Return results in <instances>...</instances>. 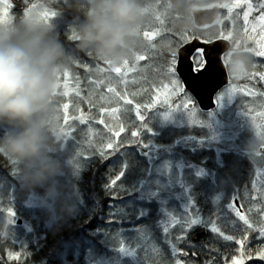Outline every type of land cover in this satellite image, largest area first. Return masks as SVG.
<instances>
[{"label":"rangeland","instance_id":"374dc122","mask_svg":"<svg viewBox=\"0 0 264 264\" xmlns=\"http://www.w3.org/2000/svg\"><path fill=\"white\" fill-rule=\"evenodd\" d=\"M30 1L27 10L37 15L44 11L39 7L41 3L46 5L48 12L58 13L48 20L54 27V21L60 14L59 3H64L63 0ZM188 1L194 4L195 10L215 7L224 9L215 24L200 30H192L191 36L188 37L195 36L202 41H217L223 39L222 35L229 36L231 33L226 39L233 45L229 53L231 55L223 59L229 70L230 84L217 95V107L213 111L202 112L194 98L185 107L184 92L189 96L192 95L185 89L182 81L184 92L173 94L166 72L167 67L164 68L163 78L160 79L161 84L152 87L155 93L153 92L152 96L143 93V88L148 87L147 79L151 78L154 70L165 59L168 63L170 61V57L164 56L163 42L167 40L166 28L173 21L171 13L175 5H172L171 0H151L148 20L141 33L142 47L138 50V54H147L146 60L136 61L132 58L127 66L124 64L110 66L91 54L89 55L93 56L94 61L71 53L67 70L60 76L56 107L60 114L63 139L55 143L50 151L65 153L72 141L74 150L68 152L63 159L61 170L64 171L55 178L58 198L45 200L46 192H44L42 195L33 194L26 199L25 207L34 211L35 218L40 220V215L55 213L57 207L61 208L63 204L68 203L67 198L74 192V181L85 167L83 156L87 150L83 149L90 148L98 141L113 142V148L120 137L124 138V142L139 141L145 153L148 171L146 181L139 186L141 198L138 200L146 199L144 204L131 205L130 209L126 205L112 211V218L109 220L111 226L100 232L101 236H95L96 242L84 243L78 249L72 250L76 262L157 264L163 248L152 228L158 227L164 231L167 225L169 236L166 237L162 232L166 238L165 243H168V252L173 257L168 263L173 261L176 264L177 260L183 258L181 264H194L188 253L196 247L188 242L189 236L203 227L211 231L212 223H217L216 219L206 220L195 206L194 190L200 183H204L210 191L211 202L223 224L230 227L247 226L236 216L233 207L250 223L257 222V228L264 223V195H262L264 193V81L254 77L253 72L248 71L244 75H238L232 70V61L237 54L246 56L250 60L257 58L264 60V56L256 55L261 50L260 44L264 43V30L259 21V16L264 10L258 7L260 3H264V0L241 1L245 7H243L244 12L239 16L248 30L245 33L253 36L251 39L246 38L245 43L242 38L234 36L238 22L235 14L238 8L230 6L232 10L229 12L228 8L220 7L224 5L220 0ZM7 3L11 5L10 8L0 4V17L4 21L13 16L12 0H7ZM248 4L253 5V10L245 22L244 13L248 11ZM32 5L36 7L33 8ZM4 10L7 11V16H2ZM157 16L164 21L163 24L156 19ZM145 31L150 34L158 32L159 35L150 41L143 36ZM85 64L88 65L87 69L84 67ZM115 67H120L121 71L115 72ZM97 68L101 71H97ZM176 75L178 76L177 73ZM109 88L113 91L110 92ZM230 88L235 89L231 92V98L226 94ZM248 90L256 94L245 95ZM143 95L147 97L146 99L151 98V101L144 100L141 97ZM94 97L98 101L105 100L109 106L101 107L97 122L88 123L77 102L84 101L83 103L87 105L89 99ZM65 104L67 108L64 107ZM138 111L145 117L144 121L138 118ZM131 121L137 124V128H132ZM77 130H79L78 136ZM134 131H138L139 135L133 137ZM65 132L67 135H64ZM226 154L241 156L251 163L253 180L250 188L243 191L233 189L218 174L217 170L223 167V156ZM198 156L203 157L202 162L193 163L191 159ZM208 163L216 168L207 169L205 165ZM187 213L198 218L200 223L185 230L181 225L187 218L185 216ZM156 219L157 224L151 226V221ZM173 220L176 221L175 224L172 223ZM140 221L143 222L139 223ZM20 222L23 220L18 216L11 218L12 225L17 226ZM21 226H24V222ZM180 237L182 239H179ZM257 240L261 242V239ZM173 244L176 247L175 253L172 252ZM81 247L85 248L83 253L80 252ZM122 247L124 251H121ZM235 264L259 263L236 260Z\"/></svg>","mask_w":264,"mask_h":264},{"label":"trees","instance_id":"16d2710c","mask_svg":"<svg viewBox=\"0 0 264 264\" xmlns=\"http://www.w3.org/2000/svg\"><path fill=\"white\" fill-rule=\"evenodd\" d=\"M220 1L222 4L234 6L239 10L235 14L238 22H236L234 36L242 38L243 43H245L246 38L251 39L253 36L250 33H245L248 30H246V26L239 16L241 12H244L243 7H245L244 3L241 2L242 0H239L238 6V0ZM171 2L172 5H175L171 13L173 21L166 28V35L167 40L172 42L173 48H180L190 41L181 40V33L183 32L188 37L192 30H197L192 16L194 4L188 0H179L181 7L177 8L178 0H171ZM12 3L13 16H19L23 15V12L29 8L31 1L24 0L22 3V0H12ZM58 10L60 14L54 21V34L59 36L60 42L69 54L73 53L76 56L94 61L93 56L76 52V42L74 39H70L75 28V16L77 15L75 11L64 3H59ZM163 51L165 58L170 57L167 47L164 46ZM167 63V59L161 62L160 66L152 73L151 78L147 79L148 87L147 89L146 87L143 88L145 95L152 96L154 92L152 87L161 84L160 79L163 78ZM255 70L258 68L249 67V71L254 72ZM141 97L151 101V98L146 99L147 97L144 95ZM83 102L78 101L77 103L88 123L97 122L96 120L100 118L98 112L101 107L109 106L105 100L98 101L96 97L89 99L87 105ZM130 124L133 129L137 128L134 121H131ZM6 131V127H0V136ZM78 133L79 130H77V136ZM123 139L120 137L112 149L107 147L109 144L107 140L98 141L90 148L85 147L86 149H83L87 150L83 156L85 167L82 168L74 181L73 194L67 198V205L73 206L75 211L68 215L63 213L60 207H57L55 213L40 215V220L35 218L34 211L25 207V202L33 194L42 195L47 191L48 186L37 187L32 190L24 188L19 179L18 166L13 165L6 157L0 155V218L7 217L11 222L13 217L9 215V211H11L14 216H18L24 222L23 227L21 226L23 222L18 223L17 226L11 223L10 239L4 244H0V264H82L75 261L71 253L72 250L78 249L84 243L96 242L95 236L111 226L109 220L112 218V211L126 205L130 209L131 205L144 204L146 199H138L141 198L139 186L146 181L148 176L145 153L140 147L139 141L129 143L124 142ZM68 148V151L62 154L50 151V155L57 159L61 165L68 152L74 150L73 141ZM101 152L105 154L102 155ZM223 157L224 165L217 170L218 174L233 189L243 191L250 188L253 180L251 163L246 158L234 154H226ZM202 159V156H198L191 160L193 163L200 164ZM205 167L207 169L216 168L211 167L209 163ZM61 171L63 172L64 169ZM118 176L119 179L113 186L112 181ZM194 203L199 213L206 220L214 221L216 219L217 227L221 232L233 237L232 240H224L220 233H213L208 230L206 237H200L193 241L191 234L188 242L196 248L189 251L188 255L194 264H235L236 260L257 261L259 264H264V260L258 261L261 260L259 259L260 253L264 251V241L258 242L257 240L258 234L255 230L257 222L253 224V229H248L247 226L230 227V225L223 224L224 222L219 220L211 202V193L204 183H200L195 188ZM141 222L143 221L139 223ZM157 222V219L152 220L151 226H155ZM152 231L156 232V238L163 248L157 264H174L173 261L168 263L169 260L173 259L168 252V243H165L166 238H164L169 236V233L166 234L162 230L166 234L164 236L158 227L152 228ZM97 245L101 246L100 244ZM83 250L85 248L81 247L80 252L83 253ZM182 260L183 258L179 259L180 262Z\"/></svg>","mask_w":264,"mask_h":264},{"label":"clouds","instance_id":"9594fccd","mask_svg":"<svg viewBox=\"0 0 264 264\" xmlns=\"http://www.w3.org/2000/svg\"><path fill=\"white\" fill-rule=\"evenodd\" d=\"M63 2L77 14L76 52L118 66L142 47L151 0ZM176 6L181 7L179 0ZM39 7L44 9L40 15L29 10L0 22V127L7 128L0 136V155L18 166L24 188L47 185V200L59 196L55 178L61 165L50 148L63 139L56 97L71 56L45 20L46 5ZM250 63V58L237 54L232 70L244 75ZM61 211L71 215L75 209L63 204ZM10 225L7 217L0 218V244L10 239Z\"/></svg>","mask_w":264,"mask_h":264},{"label":"water","instance_id":"95a60500","mask_svg":"<svg viewBox=\"0 0 264 264\" xmlns=\"http://www.w3.org/2000/svg\"><path fill=\"white\" fill-rule=\"evenodd\" d=\"M223 9L215 7L207 10H195L193 12L194 25L204 28L213 25L222 14ZM231 43L227 40H217L206 44L200 39H194L183 45L178 51V63L176 73L180 77L185 89L194 97L199 108L203 112H211L216 108V95L230 83L223 56L231 50ZM204 48L207 72L200 80L194 81L192 77L201 75L196 72H187L186 69L192 63L191 57L195 56V49ZM204 72V69L202 70ZM238 204V203H237ZM208 230L202 228L200 232L192 236L196 241L200 237H206Z\"/></svg>","mask_w":264,"mask_h":264},{"label":"snow or ice","instance_id":"6c2138e0","mask_svg":"<svg viewBox=\"0 0 264 264\" xmlns=\"http://www.w3.org/2000/svg\"><path fill=\"white\" fill-rule=\"evenodd\" d=\"M24 2V0H22V3ZM0 4H4V5H7V8H10L11 5L7 3V0H0ZM239 4V0H238V3H237V6ZM32 7H34V5H32ZM169 7H171V5H169ZM220 7H226L228 8L229 12H231V7L227 4H224V5H220ZM259 9L261 10H264V3H260L258 5ZM253 10V5L252 4H248V11H246L244 13V19H245V22H247L248 20V15L249 13ZM29 10H25L23 12L24 15H26L28 13ZM8 13L6 10H4L2 12V16H7ZM57 15V12L56 11H51V12H46L45 13V20L48 21L50 17H55ZM157 20L160 21L161 24L164 23V21L160 18V16H157L156 17ZM4 19L2 17H0V22H3ZM259 21H260V24L262 26V30H264V11L261 12V15L259 16ZM254 30V29H253ZM186 31V30H185ZM159 35L158 32H152L151 34L147 31L143 32V36L145 38H147L148 40H154L157 36ZM231 36V33H229V36H223L221 38L223 39H228L229 37ZM70 39H74L75 40V33L73 32L72 35L70 36ZM191 39H197V37L195 36H192V37H187L184 35V33L182 32L181 33V40L183 41H188V40H191ZM204 43H209L210 40H205L203 41ZM164 46L168 48V51L170 53V61L167 65V69H166V72H167V75L170 79V82H171V85H172V91H173V94L177 93V92H184V89H183V86L181 84V79L179 76L176 75V72L179 71V69H177L176 65L178 63V50L179 48L176 47V48H173L172 47V42L171 41H164ZM260 51H258L256 53V55L258 56H264V43H261L260 44ZM205 49L204 48H197L195 49V52L197 55L195 56H192L191 57V60H192V63L188 66V68L186 69L187 72L191 73V72H196V73H200L201 75H198V76H194L192 77V79L194 81H197V80H200L203 75L206 74L207 72V69H205V64H206V61L204 59V56H205ZM231 55V54H229ZM136 61H144L147 59V54H138L136 53L133 57ZM106 64L112 66L110 63L104 61ZM128 61H125L123 64L125 66L128 65ZM84 67L87 69L88 68V65L85 64ZM202 69H204V72H202ZM115 72L119 73L121 71L120 67H115L114 68ZM97 71H101V69L97 68ZM260 80L261 81H264V73H260ZM109 91H113L112 88H109ZM232 91H235V89H229L227 91V95L231 98V92ZM256 93L255 92H252L251 90H248L245 92V95H255ZM193 100V97L192 96H189L187 92H184V106L187 107V105L189 104V102H191ZM130 103V101H129ZM65 108H67V105L65 104L64 105ZM137 115H138V118L141 120V121H144L145 120V117L139 113V111L137 112ZM64 135H67V132L64 133ZM115 135H119V133H115ZM139 135V132L138 131H134L132 132V136L133 137H136ZM107 147L109 149H112L113 148V144L109 143L107 145ZM101 154H105L103 152H101ZM119 179V176L116 177V179H114L112 181V185L115 186L116 185V182L117 180ZM262 195H264V193H262ZM233 210L235 211V214L236 216L239 217V219L241 221H243V223L245 225H247V228L248 229H253V224L249 222V220L244 216V215H241V213L239 211H236L235 207H233ZM9 215L11 216H14V213L9 211ZM187 218L184 220V223L181 225V227L183 229H187V228H191L192 226L196 225V224H199L200 223V220L196 217H192L190 215V213H187L185 215ZM173 224L176 223L175 220L172 221ZM257 232H258V238L261 239L262 241H264V223H261V225L255 229ZM164 231L165 233L167 234L168 231H169V228L167 225H165L164 227ZM211 231L213 233H220V235L223 236V239L224 240H232L233 237L231 235H224L221 230L216 226L215 223H212V226H211ZM179 239H182V237H180ZM121 251H124L123 247L121 248ZM172 252L175 253L176 252V247H175V244L172 245ZM195 254V253H194ZM184 255H186V253H184ZM259 259L261 260H264V251H262L259 255ZM176 264H181V262L179 260L176 261Z\"/></svg>","mask_w":264,"mask_h":264},{"label":"flooded vegetation","instance_id":"af4514ba","mask_svg":"<svg viewBox=\"0 0 264 264\" xmlns=\"http://www.w3.org/2000/svg\"><path fill=\"white\" fill-rule=\"evenodd\" d=\"M227 55H229V53L228 54H226L225 56H224V58L227 56ZM227 58V57H226ZM251 61V63H250V65H249V67H251V66H254V67H256V68H258V70H255L253 73V76L254 77H256V78H259L260 77V73H264V70L262 71V69L261 68H264V60L262 61L261 59H251L250 60ZM262 64V65H261ZM260 66H262V67H260ZM227 71H228V75H229V70L227 69ZM249 71V68H248V70H247V72ZM246 72V73H247ZM249 72H251V71H249ZM245 73V74H246ZM229 78H230V75H229ZM260 79V78H259ZM263 153H264V151H263Z\"/></svg>","mask_w":264,"mask_h":264}]
</instances>
